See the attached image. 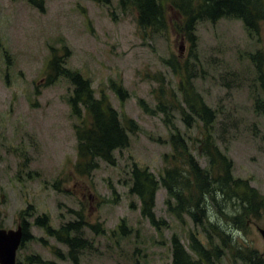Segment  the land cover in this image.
I'll return each instance as SVG.
<instances>
[{"label": "rangeland", "instance_id": "1", "mask_svg": "<svg viewBox=\"0 0 264 264\" xmlns=\"http://www.w3.org/2000/svg\"><path fill=\"white\" fill-rule=\"evenodd\" d=\"M180 15L167 4V29L155 32L143 29L136 11H123L118 0H37V6L0 0V228L16 230L24 217L33 222L46 214L59 229L81 212L89 245L79 252L80 264H173L174 236L199 259L190 247L192 234L218 264H264V115L258 108L264 103V23L255 34L241 19H204L193 44L179 32ZM55 55L88 77L96 95L106 96L125 121L139 126L129 134V146L114 152L115 165L97 160L89 174L77 171L78 121L68 103L73 86L64 77L48 84V62ZM113 83L126 96L120 98ZM190 87L220 111L211 127L197 116L190 127L182 121ZM160 102L168 116L158 109ZM174 127L203 169L210 168L201 152L210 131L231 162L232 182L225 189L213 186L205 200L208 219L198 225L184 211L180 217L169 212L171 196L160 183L155 213L165 224L159 231L130 194L131 172L134 163L157 178L167 167L186 171L182 160L173 159ZM211 170L219 176L217 166ZM236 180L256 191L259 205L240 198L248 190ZM185 194L188 203L194 201L196 185ZM29 206L32 218L22 215ZM123 220L130 233L122 237L113 231ZM97 223L108 234L91 231L89 224ZM30 232L35 240L19 249L18 263L38 256L47 264H74L68 246L36 226Z\"/></svg>", "mask_w": 264, "mask_h": 264}, {"label": "trees", "instance_id": "2", "mask_svg": "<svg viewBox=\"0 0 264 264\" xmlns=\"http://www.w3.org/2000/svg\"><path fill=\"white\" fill-rule=\"evenodd\" d=\"M99 3H108L109 0H95ZM120 8L123 11L133 9L138 16V23L143 29H153L155 32L167 29L166 22V5L171 4L184 18V23L180 26L179 32H182L187 38L195 44L194 39L195 28L198 22L208 19L216 22L223 17H232L241 19L245 27L255 34H258L264 23V0H118ZM31 4L37 6V0H29ZM181 17V18H182ZM66 57L69 55L68 46L63 47ZM258 57V55H256ZM256 58V57H255ZM260 58L262 55L260 54ZM254 62V59H252ZM48 73L50 80L48 84H52L60 77L66 78L73 86L68 98L73 117L78 121L75 126L76 137L78 139V163L77 171L80 175L89 174L90 170L98 167L97 160H102L111 165H115L116 157L114 152L129 146V134H134L139 130V126L132 120L125 121L118 110L113 108L106 96H97L95 89L92 87L91 80L77 70H71L65 66L62 57L55 55L48 62ZM259 72H262L261 66L257 65ZM261 81H262V76ZM187 83H189L187 81ZM264 87V82L261 84ZM116 86V85H115ZM112 84L113 90L121 97L126 96L125 89ZM192 95L187 94L185 102L189 105L188 114L182 111L183 119L187 126L190 127L194 116L201 118L209 127L215 121L220 111L211 109L203 100V98L190 87ZM184 97V96H183ZM158 107L160 111L169 115V108L163 105ZM264 115V103L258 105ZM173 122V120H171ZM170 126V119H168ZM209 129V128H208ZM204 142L205 145L200 147L203 155L209 160V169L201 168L199 162L192 153L191 147L186 139L174 127V131L170 135V141L176 153H173L174 161L182 160L186 171L180 166L173 168L167 167L164 172L157 178L148 167H141L134 163L131 172V188L130 194L136 196L140 201L141 215L149 220L152 226L159 231L161 225L165 223L158 220L155 213L156 194L160 183L168 194L171 196L167 200V208L169 212L180 217V212L184 211L190 216L194 224H201L203 218L208 219L205 211L206 198L212 191L213 186H220L225 189L231 184V162L228 161L226 155L217 147L212 139L210 131L207 130ZM167 157V156H166ZM217 166L219 176L212 173V167ZM184 172V173H183ZM188 174V175H185ZM234 184L242 183L241 180L233 181ZM196 185V197L191 203H188L186 190H191L192 185ZM237 186V185H236ZM248 192L240 196L241 199L249 201L250 204L259 205L254 198L257 196L256 191L250 189L246 185ZM172 199H175L173 202ZM254 201V202H253ZM190 205L194 206V210L189 209ZM132 209L136 208L134 202L131 203ZM33 207L29 206L23 216H32ZM77 219L62 225L59 229H55L50 222L49 216L46 214L39 215L33 222L24 217L22 219L23 243L35 240L30 232L31 227L36 226L43 230L46 234L54 237L58 242L69 247L70 252L67 254L74 264L79 263V252L89 245V241L84 237L83 225L86 224L84 216L81 212L76 213ZM91 231L95 234H108L101 223L89 224ZM2 228V227H1ZM113 233H120L121 236H127L130 229L123 220ZM191 250L195 254H201L196 259L184 247L183 243L176 236L172 238L173 264H218L211 253H205V247L201 244L195 235H191ZM63 256V254H62ZM217 257L218 254L215 253ZM66 256H64L65 258ZM199 257V256H198ZM29 264H47L38 256H30ZM21 264V263H18Z\"/></svg>", "mask_w": 264, "mask_h": 264}, {"label": "water", "instance_id": "3", "mask_svg": "<svg viewBox=\"0 0 264 264\" xmlns=\"http://www.w3.org/2000/svg\"><path fill=\"white\" fill-rule=\"evenodd\" d=\"M264 238V229H260ZM23 240V229H0V264H16L17 251Z\"/></svg>", "mask_w": 264, "mask_h": 264}]
</instances>
